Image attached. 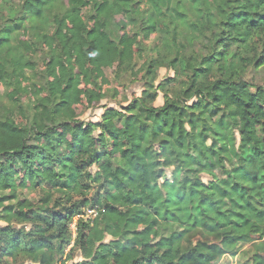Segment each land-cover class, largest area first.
Here are the masks:
<instances>
[{"label": "trees", "instance_id": "1", "mask_svg": "<svg viewBox=\"0 0 264 264\" xmlns=\"http://www.w3.org/2000/svg\"><path fill=\"white\" fill-rule=\"evenodd\" d=\"M143 1L146 15L142 0H0V264H216L244 245L264 264V82L247 79L264 74V0ZM143 32L158 54L141 96L72 128L82 93L70 60L84 77L91 58L98 73L131 72ZM38 52L41 94L23 105ZM160 69L178 89L154 107Z\"/></svg>", "mask_w": 264, "mask_h": 264}, {"label": "rangeland", "instance_id": "2", "mask_svg": "<svg viewBox=\"0 0 264 264\" xmlns=\"http://www.w3.org/2000/svg\"><path fill=\"white\" fill-rule=\"evenodd\" d=\"M2 7L10 12L11 15H14L18 8L15 2H11V4L2 5ZM92 10L90 7L84 10L83 14L88 15L91 14ZM139 12L142 14H148L151 12V9L147 3L142 0V4L139 8ZM89 14V15H90ZM27 41L26 31L22 30L19 35L16 34L15 44L21 46L23 42ZM132 47L135 54V67L134 70L128 73H119L117 72L116 66H112L109 69L102 70L100 73L93 67L92 59H89L88 62L85 63L84 69L90 70V73L87 77L80 72L78 73L77 68L75 67L74 61L72 62V66L75 69V72L78 74V80L74 83V88L76 91H81L82 98L81 101L74 105L75 109V119L72 125V128L76 126V123H100L101 116L106 108H115L120 109L121 107H126L134 98H138L141 96L143 91V74L145 63L149 60L155 58L157 56V42L153 35H147L146 33H140L132 40ZM31 55H34L30 53ZM32 60L36 66V72L31 74L28 72V77L30 78V87L29 94L20 98V102L25 105L26 103H30L32 100V94L40 92L39 83L43 79L42 71L44 69V53L38 52L35 53ZM174 77V73L170 70L160 69L158 73V78L154 84V87L158 88L157 98L154 101V107H161L164 103V94L170 89H178V87L174 84L164 86L161 83L165 82L167 79H172ZM247 79L253 82L257 86H263L264 82V74L255 73L254 71L250 72L247 75ZM28 82H24L22 86L27 85ZM6 94L4 92V87L0 85V96L2 97V102L5 103L7 101ZM0 97V98H1ZM17 98V96L15 97ZM19 121V120H18ZM70 128H64L62 132L65 135L67 141H70L69 136ZM100 149V148H99ZM102 149V148H101ZM100 149V150H101ZM107 152L114 153V148L112 144L106 149ZM6 164L11 165L8 160H3ZM171 170L166 172L167 178H170ZM89 173L95 174L97 172V168L92 166L89 170ZM18 175V185H26L30 184V176L25 173L16 172ZM203 181H208L207 177H203ZM96 189L91 190L86 195L88 199H92ZM26 198L28 200H33L37 202L40 198V193L38 192H28L23 191ZM94 217V209H86L81 216H77L74 218L72 224L70 225L71 232L75 237V223L77 220H88ZM4 223L0 222V227H3ZM69 248L66 250L68 252ZM252 256V246L244 245L240 246L237 249L236 254L233 256L231 254H227L223 256L216 264H250V258ZM81 258L78 254L73 257L72 261L66 262V264H73L74 262L80 261ZM18 264H25V261L19 262Z\"/></svg>", "mask_w": 264, "mask_h": 264}, {"label": "built area", "instance_id": "3", "mask_svg": "<svg viewBox=\"0 0 264 264\" xmlns=\"http://www.w3.org/2000/svg\"><path fill=\"white\" fill-rule=\"evenodd\" d=\"M94 215H95V211H94Z\"/></svg>", "mask_w": 264, "mask_h": 264}]
</instances>
